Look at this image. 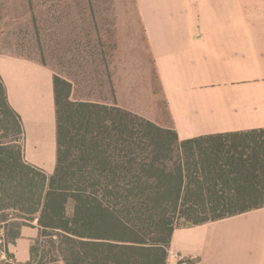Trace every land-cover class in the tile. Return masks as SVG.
Segmentation results:
<instances>
[{
	"label": "trees",
	"instance_id": "16d2710c",
	"mask_svg": "<svg viewBox=\"0 0 264 264\" xmlns=\"http://www.w3.org/2000/svg\"><path fill=\"white\" fill-rule=\"evenodd\" d=\"M56 165L23 159L20 118L0 78V230L4 245L36 223L56 264H166L175 229L264 208V130L179 141L115 100L73 101L54 77ZM36 249L30 248L34 264Z\"/></svg>",
	"mask_w": 264,
	"mask_h": 264
},
{
	"label": "crops",
	"instance_id": "0c3cea01",
	"mask_svg": "<svg viewBox=\"0 0 264 264\" xmlns=\"http://www.w3.org/2000/svg\"><path fill=\"white\" fill-rule=\"evenodd\" d=\"M132 33L117 27L115 103L179 141L264 130V0H134ZM131 26V25H130ZM126 32V33H125ZM154 74L168 122L126 99V80ZM0 78L21 121L24 161L45 175L56 165L53 72L32 60L0 54ZM147 83H143L145 87ZM128 85V84H127ZM129 102V103H128ZM36 223L4 245L26 264ZM171 264H264V208L174 230Z\"/></svg>",
	"mask_w": 264,
	"mask_h": 264
},
{
	"label": "rangeland",
	"instance_id": "374dc122",
	"mask_svg": "<svg viewBox=\"0 0 264 264\" xmlns=\"http://www.w3.org/2000/svg\"><path fill=\"white\" fill-rule=\"evenodd\" d=\"M133 8L134 0H0V54L47 66L54 77L71 84L73 101L111 104L119 82L116 31L122 25L132 33ZM151 75L152 79L145 81L146 89L144 81L126 80V99L133 101L130 92L135 87V105L154 111L156 121L166 124L165 103L158 81ZM6 128L0 129L1 139L13 141L17 137L15 121ZM3 238L0 230V264H16L12 255L4 253ZM32 246L36 249L34 264H53L44 243Z\"/></svg>",
	"mask_w": 264,
	"mask_h": 264
},
{
	"label": "built area",
	"instance_id": "2783aa9c",
	"mask_svg": "<svg viewBox=\"0 0 264 264\" xmlns=\"http://www.w3.org/2000/svg\"><path fill=\"white\" fill-rule=\"evenodd\" d=\"M170 258H171V259L176 258L175 254L172 253V252H168V254H167V262H166V264H171L170 261H169ZM177 264H188V263H186V262H178Z\"/></svg>",
	"mask_w": 264,
	"mask_h": 264
}]
</instances>
